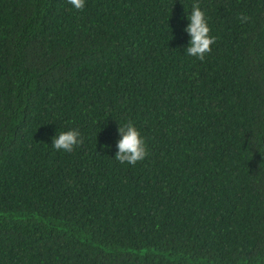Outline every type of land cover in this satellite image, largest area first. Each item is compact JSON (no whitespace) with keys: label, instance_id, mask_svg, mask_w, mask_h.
<instances>
[{"label":"trees","instance_id":"16d2710c","mask_svg":"<svg viewBox=\"0 0 264 264\" xmlns=\"http://www.w3.org/2000/svg\"><path fill=\"white\" fill-rule=\"evenodd\" d=\"M0 264H264V0H0Z\"/></svg>","mask_w":264,"mask_h":264},{"label":"clouds","instance_id":"9594fccd","mask_svg":"<svg viewBox=\"0 0 264 264\" xmlns=\"http://www.w3.org/2000/svg\"><path fill=\"white\" fill-rule=\"evenodd\" d=\"M68 2L77 10L85 7L86 0H68ZM190 23L186 26L185 31L190 35L189 45L186 52L189 56L197 57L203 61L207 54L211 53L212 45L215 43V37L212 36L208 24L206 13L201 8L199 2L192 6L188 15ZM241 22H247L250 18L245 15L239 17ZM120 139L117 143L118 151L115 159L120 163L135 165L138 161L146 158L147 146L140 130L133 122L119 127ZM83 143V136L78 129H71L59 132L53 137V147L60 151L70 153L74 148Z\"/></svg>","mask_w":264,"mask_h":264}]
</instances>
